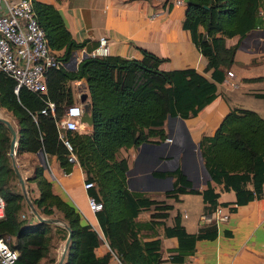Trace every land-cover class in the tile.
<instances>
[{
    "label": "trees",
    "instance_id": "obj_1",
    "mask_svg": "<svg viewBox=\"0 0 264 264\" xmlns=\"http://www.w3.org/2000/svg\"><path fill=\"white\" fill-rule=\"evenodd\" d=\"M33 11L50 49L60 51L59 57L65 63L85 47V41L77 42L73 38L54 5L33 0ZM198 25L206 33V38L196 44L207 61L205 70L211 72L210 80L194 68L162 70L160 64L165 59L142 48L141 59L88 55L76 70L50 69L46 74L45 93L25 87L16 93L15 79L0 71V109L16 122L15 156L37 155L42 151L48 165V159L55 158L64 174H70L74 165L79 164L85 181L93 184L87 190L88 196L102 204L96 212L100 228L122 264L164 261L158 250L159 242L144 241L143 231L151 230L150 226L135 217L139 209L152 208L154 220H165L174 206L130 190L128 161L118 156V152L121 148H137L151 138L164 140L167 133L163 126L169 117L194 118L214 101L218 96L217 85L231 71L238 48V45L228 47L225 39L237 36L241 41L253 30H264L263 0H189L182 28L194 34L195 39ZM76 81H84L82 92L88 94L93 123L89 132L65 131L69 150L59 138L57 122L62 119L65 108L76 102L72 86ZM254 95L264 98V94ZM49 102L54 104L55 118L48 109L46 114L42 113ZM11 138L8 127L0 120V195L5 201L0 238L18 252L16 264H57L60 247L69 234L65 226L71 238L63 264H107L110 254L98 257L95 253L97 233L73 203L53 191L54 182L40 162L25 177L28 197L40 216L59 219L65 226L35 218L9 156ZM199 151L213 181H225L227 187L238 189V175L252 174L256 193H260L264 182V118L256 111L231 108L213 135L201 137ZM71 154L74 161H69ZM153 174L172 176L173 189L165 192L164 197L175 202L180 201L181 194L200 192L192 188V182L179 167L165 174ZM250 199L251 194L238 195L239 204ZM167 234L179 240L177 253L170 258L172 262L182 260L183 255L193 251L196 236L186 232L179 211ZM30 239L38 241L37 256L33 258L28 257L33 256L28 248Z\"/></svg>",
    "mask_w": 264,
    "mask_h": 264
},
{
    "label": "crops",
    "instance_id": "obj_2",
    "mask_svg": "<svg viewBox=\"0 0 264 264\" xmlns=\"http://www.w3.org/2000/svg\"><path fill=\"white\" fill-rule=\"evenodd\" d=\"M37 1L54 5L64 17L73 38L77 42H86L85 47L76 52L78 56L85 53L90 55L98 49L100 39L105 38L109 55L141 59L142 48L165 59L160 64L162 70L194 68L207 79H211V72L205 70L207 61L196 44V41L206 38V33L203 27L198 25L194 39V34L182 28L186 9L184 2L180 4L177 2L179 0ZM225 40L228 47L238 45L234 56L235 62L231 67L233 76L227 75L225 81L217 85L218 96L196 117L183 121L168 118L163 126L167 133L172 130V121L179 120L184 129L185 139L181 147L184 153L189 152L185 148L187 141L191 145H197L202 136L213 135L231 108L252 110L243 105L245 98L263 102L259 110L254 111L264 118V98L254 95L264 94V79L251 80L264 77V30H253L241 41L237 36ZM56 53L61 55L60 51ZM83 84L84 81H81L79 85ZM79 85L76 82L72 83L73 87H77L75 97L79 92ZM85 129L89 132L91 126L86 124ZM167 139L168 134L164 140L151 138L149 143L158 147L142 151L136 148L120 149L118 156L126 158L131 169L128 177L130 190L152 199H157L155 195L167 192L163 183L149 177L150 173L172 172L165 167L166 163L173 159L169 157V151L174 147ZM19 158L23 177L30 175L32 166L39 162L36 154L24 153ZM48 162L52 173L59 181V185L53 183V191L73 203L83 215L84 221L90 223L96 231L98 235L96 255L102 257L110 254L107 264H122L111 251L96 214L89 208V196L83 187L84 173L79 164L74 165L70 174H64L55 158L48 159ZM179 168L190 178L184 171L183 162ZM253 179L252 174L238 175L237 189L227 187L225 181L215 182L211 177L200 184L190 178L192 188L198 189L199 193L181 194L179 202L172 198L159 199L174 206L165 220H154L152 208L139 209L135 218L138 222L148 223V227L151 228L143 231L144 241L159 242L158 250L164 260L160 264H264V182L260 193L257 194ZM239 194L243 196L251 194L252 199L239 204ZM218 206L230 213L229 219L213 225L202 223L200 220L202 214L212 213ZM176 211L181 214V224L186 232L195 235L196 238L193 240V251L183 255L182 260L172 262L170 258L177 253L179 240L167 233L173 225ZM200 233L202 236H198ZM30 240L28 248L33 252V256L28 257L33 258L37 256L38 241Z\"/></svg>",
    "mask_w": 264,
    "mask_h": 264
},
{
    "label": "built area",
    "instance_id": "obj_3",
    "mask_svg": "<svg viewBox=\"0 0 264 264\" xmlns=\"http://www.w3.org/2000/svg\"><path fill=\"white\" fill-rule=\"evenodd\" d=\"M177 2L183 3L182 0ZM107 54V40L101 38L98 49L90 55L104 56ZM83 55L75 57L73 54L70 60L65 63L55 51L50 49L45 33L36 20L33 0H0V71L15 79L16 93L20 87H25L32 92L45 93L47 72L50 69L73 68L76 64L78 65ZM227 75L232 77L233 73L228 71ZM76 83L79 85L81 81H76ZM81 94L83 92L79 91L76 102L65 108L62 119L57 122L59 138L69 150H71V146L65 138V131L87 132L86 124L81 121L83 114V103L80 101ZM47 109L55 118V107L52 102L48 103L47 108L42 110V113L46 114ZM167 141L170 142V139ZM74 160V155L71 154L69 161ZM45 169L50 179L56 181L48 163ZM83 187L87 191L93 187V184L84 181ZM88 205L95 214L102 208V204L91 197H88ZM4 214L5 201L0 195V219L4 217ZM229 216L228 211L218 206L212 213L202 214L200 220L205 224L220 223L228 220ZM18 257V252L12 249L5 239L0 238V264H16Z\"/></svg>",
    "mask_w": 264,
    "mask_h": 264
},
{
    "label": "water",
    "instance_id": "obj_4",
    "mask_svg": "<svg viewBox=\"0 0 264 264\" xmlns=\"http://www.w3.org/2000/svg\"><path fill=\"white\" fill-rule=\"evenodd\" d=\"M183 2L185 4H188L189 3V0H183ZM74 55H75V57H77L78 56V53L75 52ZM86 56H88V54L85 53L83 55L82 59L84 57H86ZM67 69H69V70H76L77 69V64L73 68H68L67 67ZM87 98H88V94L87 93H83L80 96V101L83 103V114H82L81 121L83 123L87 124L88 126H92L93 116H92L91 113H89V109H90V106L91 105H90V102L87 100ZM175 118L183 121L180 117H174V118L169 117V119H175ZM0 120L3 121L6 124V126L9 129V131L11 132L12 138H11V142H10V152H9V156H10V158L12 160V165H13L14 171H15L17 177H18V181H19V183L21 185L22 192L24 194V197H25V199L27 201V204H28L31 212L33 213V215L35 216V218L38 221H40V222H46V223H51V224H60L61 223L62 225H64V223H62L59 219H56V218H44V217L40 216V214L38 213V211L34 207L33 203L29 199L28 194H27V190H26V187H25V181H24V179H23V177H22V175H21L20 171L18 170L17 165L15 163V154H16L15 148H16V144H17V132H16L14 126L12 125V123L10 121H8L7 119L2 118V117H0ZM162 143H164V141ZM150 147L151 148H156L158 146H156V145H154L152 143H149V142H144V143L140 144L136 149L139 150V151H142V150L148 149ZM197 149H198L199 158L202 161L201 153L199 151V144H197ZM37 156L39 157L40 160H42L43 166L45 168H47V160L45 158L44 153L42 151H40V152L37 153ZM202 167H203L204 173L207 175V178H210V176H209L207 170L205 169V167L204 166H202ZM130 173H131V169H128V171H127L128 177H129ZM149 177L152 178L153 180H157V181H159V182H161L163 184L166 183V185H167V187H166L167 189L166 190L167 191L173 189V184H172V179L173 178H172V176L168 175L166 177H156L152 173H150ZM187 179L189 181H191L190 178L187 177ZM129 183H130V181H129V178H128V185H129V188H130V184ZM65 227L69 231V234H68V236L66 238V241L64 243L63 249L61 251V256H60L57 264H63V260L65 258L66 250L68 248V245H69V242H70V238H71V233H70L69 228L67 226H65Z\"/></svg>",
    "mask_w": 264,
    "mask_h": 264
},
{
    "label": "rangeland",
    "instance_id": "obj_5",
    "mask_svg": "<svg viewBox=\"0 0 264 264\" xmlns=\"http://www.w3.org/2000/svg\"><path fill=\"white\" fill-rule=\"evenodd\" d=\"M76 86L73 87V90L75 91ZM83 85H79L78 90L82 91L83 90ZM220 90H223L222 88H220ZM263 104L262 101L260 100H255L252 98H245L243 100V105L245 107L248 108H252V110H259V108L261 107V105ZM0 117L7 119L8 121H10L13 126L15 125V121L14 119L8 114L6 113L4 110L0 109ZM179 120H175L172 121V130L168 131V139H170L171 145H176V149L172 148L169 151V157L173 158L171 159L169 162L166 163L165 167H167L170 171H173L174 169H176L177 167L181 166V163L183 162V168L184 171L186 173L189 174L190 178L193 180H197V184H200L201 182H204L207 179V175L204 173L203 171V163L199 158L198 155V149H197V145H191L190 146V150L187 153H184L181 151V147L184 145V135L180 132L181 130V124L178 122ZM46 158V157H45ZM39 162L42 164V160L39 159ZM15 163L17 165L18 170H21V158H18L15 156ZM43 165V164H42ZM21 173V171H20ZM22 175V173H21ZM23 177V175H22ZM24 181H25V177H23ZM173 181V179H172ZM54 183H57V185H59V181L56 178V181H53ZM25 183V187H27ZM32 187V185L30 186ZM27 190V189H26ZM155 197L157 199H160L162 197H164V194H159V195H155ZM63 223V222H62ZM60 225H62L60 223ZM64 244H62V246L60 247V252L63 249Z\"/></svg>",
    "mask_w": 264,
    "mask_h": 264
},
{
    "label": "flooded vegetation",
    "instance_id": "obj_6",
    "mask_svg": "<svg viewBox=\"0 0 264 264\" xmlns=\"http://www.w3.org/2000/svg\"><path fill=\"white\" fill-rule=\"evenodd\" d=\"M180 132L183 134L184 133V129L181 127V130H180ZM184 135V134H183ZM190 146H191V144H190V142L189 141H187V143H185V148L187 149V151H189L190 150ZM176 146L174 145V147L173 148H175ZM176 149V148H175ZM167 168V167H166ZM163 169H165L164 167H163ZM168 169V168H167ZM169 170V169H168ZM166 172H169V171H165V173ZM165 173H161V174H165ZM166 176H168V175H164L163 177H166ZM163 186L164 187H167V185H166V183L165 184H163Z\"/></svg>",
    "mask_w": 264,
    "mask_h": 264
}]
</instances>
